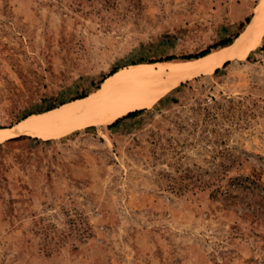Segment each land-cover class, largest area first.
<instances>
[{
    "label": "rangeland",
    "instance_id": "obj_1",
    "mask_svg": "<svg viewBox=\"0 0 264 264\" xmlns=\"http://www.w3.org/2000/svg\"><path fill=\"white\" fill-rule=\"evenodd\" d=\"M261 2L0 0V129L236 43ZM140 110L0 144V264H264V36Z\"/></svg>",
    "mask_w": 264,
    "mask_h": 264
},
{
    "label": "bare ground",
    "instance_id": "obj_2",
    "mask_svg": "<svg viewBox=\"0 0 264 264\" xmlns=\"http://www.w3.org/2000/svg\"><path fill=\"white\" fill-rule=\"evenodd\" d=\"M264 36V0L246 32L232 46L184 63L171 61L131 66L108 78L94 95L45 113L34 114L11 129H0V144L25 135L45 139L62 136L90 126L104 127L140 109H148L184 81L213 73L225 62L254 50ZM57 121L61 130L49 131Z\"/></svg>",
    "mask_w": 264,
    "mask_h": 264
},
{
    "label": "trees",
    "instance_id": "obj_3",
    "mask_svg": "<svg viewBox=\"0 0 264 264\" xmlns=\"http://www.w3.org/2000/svg\"><path fill=\"white\" fill-rule=\"evenodd\" d=\"M250 23V18L248 17L246 19V21L244 23L241 24L240 26V29L243 30L247 24ZM239 34H237L236 38L239 37ZM234 43V40L232 38L230 39H226L224 41H221L219 43H216L212 46H210L209 48L205 49L204 51L196 54V55H189V56H184V57H181V60L182 61H187V60H195V59H199V58H202V57H205L207 56L208 54H210L211 52H213L214 50H217L219 48H223V47H227V46H230L231 44ZM176 60V57H170L168 59H164V60H160V61H153V62H150V63H158V62H166V61H174ZM228 63L225 64V66H227ZM115 72L117 71H114L113 73H111L109 76H112ZM218 72V70L216 71ZM86 96L82 97V98H85ZM80 98V99H82ZM54 108H50V109H47L45 111H43L42 113L44 112H48V111H51L53 110ZM141 112H143V110H140V111H135V112H131L129 113L128 115H126L125 117H122L120 118L119 120H117L115 123H113L112 125H110V127H113V126H116L117 124H119V122H121L122 120L126 119V118H133V117H137Z\"/></svg>",
    "mask_w": 264,
    "mask_h": 264
}]
</instances>
